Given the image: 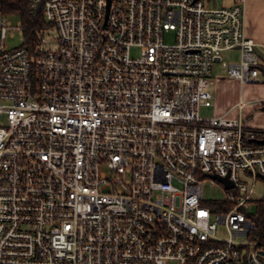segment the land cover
<instances>
[{"label": "built area", "instance_id": "2783aa9c", "mask_svg": "<svg viewBox=\"0 0 264 264\" xmlns=\"http://www.w3.org/2000/svg\"><path fill=\"white\" fill-rule=\"evenodd\" d=\"M218 1L30 0L51 24L33 48H8L24 28L3 17L0 264H264V129L243 102L200 114L215 63L242 85L264 75L248 0ZM205 180L235 193L209 206Z\"/></svg>", "mask_w": 264, "mask_h": 264}, {"label": "rangeland", "instance_id": "374dc122", "mask_svg": "<svg viewBox=\"0 0 264 264\" xmlns=\"http://www.w3.org/2000/svg\"><path fill=\"white\" fill-rule=\"evenodd\" d=\"M225 4V1H218L216 4L210 5L211 8L217 7L220 8ZM4 15L2 14L0 10V22L2 21ZM11 23L14 26H17L20 23V19L17 17H9ZM15 34L13 38L10 36L7 40V46L8 48H15V47H21L24 44V38L20 36V34L15 31L12 32ZM46 39L48 42H51V45L53 48H56L58 43V36L59 33L56 29L48 31L46 33ZM172 41V40H168ZM138 54L137 50H134L133 55ZM221 57L225 63H238L241 58V53L238 50H232L229 52H223L221 54ZM262 81L264 82V76L261 77ZM219 86L225 87V95L227 96L228 100L233 99L235 103L243 102L247 103L248 107L244 109L243 116L245 119L252 118V121L250 122L251 126L257 125L260 121L264 120V114H262L263 107L259 108L260 111H256L255 102L256 100L260 98H264V84H257V83H246L242 85L241 81L237 79H233L229 76L227 70L223 66V63H215L212 68V87L211 91L213 94V102L214 106L211 108H202L201 109V117L203 118H219L222 107L221 105L216 104V92L220 90ZM236 113V114H235ZM237 115V116H236ZM238 118L240 116V109L237 108L234 110V114L229 115L228 119H235V117ZM255 119H254V118ZM240 180L242 183L248 184L249 187L253 184V179L251 176L245 174L242 172L240 174ZM235 193V191H225L224 187L221 184H217L216 186H212L208 180L204 181V199L207 205L211 206L212 204L218 202V201H224L227 199V195ZM264 194V184L262 181L258 184V191L256 197H260Z\"/></svg>", "mask_w": 264, "mask_h": 264}, {"label": "trees", "instance_id": "16d2710c", "mask_svg": "<svg viewBox=\"0 0 264 264\" xmlns=\"http://www.w3.org/2000/svg\"><path fill=\"white\" fill-rule=\"evenodd\" d=\"M0 10L4 16L17 17L23 22V46L28 48H33L37 43L39 34L51 27L42 11L31 14L30 0H0ZM252 220L257 227L252 232L251 238L264 241V199L256 200Z\"/></svg>", "mask_w": 264, "mask_h": 264}, {"label": "crops", "instance_id": "0c3cea01", "mask_svg": "<svg viewBox=\"0 0 264 264\" xmlns=\"http://www.w3.org/2000/svg\"><path fill=\"white\" fill-rule=\"evenodd\" d=\"M224 1H225L224 5L230 6L232 4V0H224ZM245 25H246V34L248 38L254 40V42L258 45V47L264 52V0H248L245 9ZM257 84H264V82L262 81V83H257ZM219 88L220 90L217 91L215 95L216 104L221 105L222 107V112L219 117L228 118L229 115L234 114L235 109L239 108L240 103L239 102L235 103L233 99L228 100L227 96L224 94L225 87L219 86ZM263 106H264V98H260L256 100L254 106V108H256V111H260L259 108H262ZM247 107L248 104L246 103L244 109H246ZM260 112L264 114V109ZM236 116H234L235 119ZM255 127L257 129H264V120L257 123Z\"/></svg>", "mask_w": 264, "mask_h": 264}, {"label": "water", "instance_id": "95a60500", "mask_svg": "<svg viewBox=\"0 0 264 264\" xmlns=\"http://www.w3.org/2000/svg\"><path fill=\"white\" fill-rule=\"evenodd\" d=\"M256 52H257V54L260 56V58H261V59L263 60V62H264V52H263L261 49H259V48L256 49ZM262 143H264V141H263ZM213 177L216 178V179H218L219 181L223 182V183L226 185V187H227L228 189H230V188L233 187L232 182L229 181L228 178H220V177H218V176H216V175L213 176Z\"/></svg>", "mask_w": 264, "mask_h": 264}]
</instances>
